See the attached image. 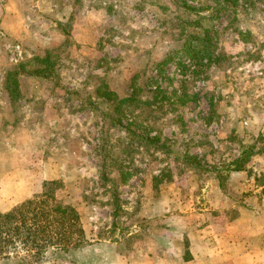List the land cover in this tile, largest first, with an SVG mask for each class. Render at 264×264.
Returning a JSON list of instances; mask_svg holds the SVG:
<instances>
[{
    "label": "rangeland",
    "instance_id": "obj_1",
    "mask_svg": "<svg viewBox=\"0 0 264 264\" xmlns=\"http://www.w3.org/2000/svg\"><path fill=\"white\" fill-rule=\"evenodd\" d=\"M49 181L86 243L43 264H157L214 209L264 211L258 2L0 0V213Z\"/></svg>",
    "mask_w": 264,
    "mask_h": 264
},
{
    "label": "trees",
    "instance_id": "obj_2",
    "mask_svg": "<svg viewBox=\"0 0 264 264\" xmlns=\"http://www.w3.org/2000/svg\"><path fill=\"white\" fill-rule=\"evenodd\" d=\"M237 0H225L235 3ZM258 2L264 11V0ZM61 183H43L45 193L0 213V259L23 257L29 264H43L48 257L78 250L86 243L77 211L50 199Z\"/></svg>",
    "mask_w": 264,
    "mask_h": 264
},
{
    "label": "crops",
    "instance_id": "obj_3",
    "mask_svg": "<svg viewBox=\"0 0 264 264\" xmlns=\"http://www.w3.org/2000/svg\"><path fill=\"white\" fill-rule=\"evenodd\" d=\"M238 182L234 180L233 184ZM220 213L214 209L204 214L211 220L186 229L179 234L182 237L176 236L174 247L171 243L177 249L173 258L157 259V264H264V211L257 207L229 219Z\"/></svg>",
    "mask_w": 264,
    "mask_h": 264
},
{
    "label": "built area",
    "instance_id": "obj_4",
    "mask_svg": "<svg viewBox=\"0 0 264 264\" xmlns=\"http://www.w3.org/2000/svg\"><path fill=\"white\" fill-rule=\"evenodd\" d=\"M13 50L14 51L12 53L11 60L17 62L18 58L20 57V54H21L19 51V46L14 47Z\"/></svg>",
    "mask_w": 264,
    "mask_h": 264
}]
</instances>
